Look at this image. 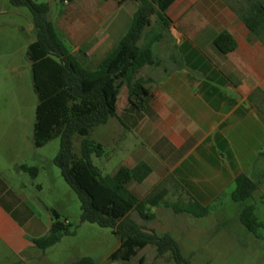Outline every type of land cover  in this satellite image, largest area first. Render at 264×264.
<instances>
[{"label": "crops", "instance_id": "crops-1", "mask_svg": "<svg viewBox=\"0 0 264 264\" xmlns=\"http://www.w3.org/2000/svg\"><path fill=\"white\" fill-rule=\"evenodd\" d=\"M228 2L176 0L168 8V28L152 46L157 65L143 67L137 75L146 81L147 97L138 108L117 97L116 117L102 125L107 128L99 144L115 146L123 155L119 168L144 163L151 169L141 184L129 185L138 199L162 186L166 199L193 200L206 207L208 215L212 211L221 226L229 229L232 222L239 231L244 228L240 212L253 207L261 228L252 241L264 244V45ZM137 8L135 0H68L53 18L49 9L48 16L60 41L83 68L93 71L127 33ZM29 32L33 34L31 17ZM221 33L234 41L232 52L215 48ZM21 101L8 98L7 104ZM11 114L6 118L22 123L20 111ZM19 128L8 126L6 136L22 134ZM27 141L24 149L32 152V138ZM21 152L13 139L0 144V154L8 158L0 163V264H71L84 258L106 264L120 242L111 230L94 225L79 224L74 234L46 250L36 247L34 242L49 235L58 213L38 198L34 189L39 185L19 169L32 168ZM240 176L251 181L255 191L234 219L225 221V204L232 201ZM132 214L137 216L131 213L130 218ZM103 241L108 251L103 256L91 253Z\"/></svg>", "mask_w": 264, "mask_h": 264}, {"label": "trees", "instance_id": "trees-1", "mask_svg": "<svg viewBox=\"0 0 264 264\" xmlns=\"http://www.w3.org/2000/svg\"><path fill=\"white\" fill-rule=\"evenodd\" d=\"M70 1V0H69ZM138 8L133 15L129 30L115 49L97 66L89 71L81 66L66 46L57 37L49 19V7L31 0H8L15 8H26L30 14L35 41L27 48L31 65L33 91L37 99L32 133L35 149L59 140V151L52 164L57 167L67 186L78 196L80 224L109 229L118 238L119 248L108 261L128 263L147 246L155 248L156 257L169 254L174 264H188L180 254L177 243L169 234L157 237L144 233V227L136 224L131 213L144 222H151L155 215L151 209L164 207L175 215H188L196 219L206 217L208 209L197 202L170 203L167 191L155 187L143 199H138L129 190L132 183L141 184L151 173L144 163L133 169L119 168L114 174L103 176L93 165L92 158L103 155V146L89 139L93 129L105 125L116 117L119 91L127 89L129 106L138 108L148 92L146 81L137 79L143 67L157 65L152 52L154 43L162 39L169 21L166 11L176 0H135ZM229 8L249 32L264 45V6L260 0H229ZM156 17L158 33L151 27V18ZM215 48L225 54L235 49V43L227 33L214 40ZM80 138L79 153L73 151V140ZM21 171L31 178L37 176L35 168L21 166ZM255 191L254 184L246 177L235 180L231 195L234 203H244ZM239 221L246 231L256 235L261 224L254 215L253 207H245ZM58 222L54 214L49 235L34 243L40 250L56 245L64 236L72 235ZM143 264V260H140ZM71 264H96L84 258Z\"/></svg>", "mask_w": 264, "mask_h": 264}, {"label": "rangeland", "instance_id": "rangeland-1", "mask_svg": "<svg viewBox=\"0 0 264 264\" xmlns=\"http://www.w3.org/2000/svg\"><path fill=\"white\" fill-rule=\"evenodd\" d=\"M31 1L35 4L48 5L51 18L63 8V4L68 2V0ZM29 22L30 14L26 8H15L9 4L8 0H0V144L13 139L15 145L19 146L22 152L18 155L26 159L28 164L37 170L36 180L32 181L33 178L28 175V181L35 186L39 185L34 189L38 193V198L48 207L55 209L58 213V222L63 224L69 232L74 233L80 224L79 199L64 182L59 169L52 164L59 151V140H53L39 149L32 147V152L24 149L28 138H32L37 104L27 63L26 45L34 38V30L33 34L29 32ZM151 29L156 31L150 33L149 37L155 36L160 29L154 16L151 18V27L146 30L145 34H149ZM8 98H21L22 101L19 105L8 106ZM126 98L127 89L123 87L119 91L118 100L121 103ZM19 111L22 114V123L13 118L12 121L6 118L7 113L17 115ZM11 125L16 128L19 126L22 134L19 135L18 132L16 136H6L8 132L6 128ZM106 128L100 126L93 129L89 139L102 143ZM79 144L80 138L75 137L73 140L75 154L79 153ZM103 150L102 157L92 158L93 165L100 170L103 176L112 175L120 167L123 155L115 152V146L103 147ZM36 153L43 159L35 156ZM6 156V154H0V163L8 160ZM167 201L176 203L170 197ZM225 205L228 211L226 217L223 218L225 221L233 220L242 206L241 203H234L231 200ZM150 212L155 215V220L152 222H143L135 214L131 215V219L152 230L157 237L169 234L177 243L181 257L188 264H264V244L252 241L253 235L242 227L239 231L235 228V223L231 222L229 229L228 226H221L220 219L212 211L200 219L188 215H175L171 210L162 206ZM104 230L109 232V229ZM261 232L264 235V230ZM109 248L106 241H103L99 248L90 251L103 256ZM140 258L143 259V264H174L169 254L157 258L153 246H147L139 251L137 256L127 264H141L139 263ZM106 264L125 263L108 261Z\"/></svg>", "mask_w": 264, "mask_h": 264}, {"label": "water", "instance_id": "water-1", "mask_svg": "<svg viewBox=\"0 0 264 264\" xmlns=\"http://www.w3.org/2000/svg\"><path fill=\"white\" fill-rule=\"evenodd\" d=\"M144 233L152 234L150 231L143 230Z\"/></svg>", "mask_w": 264, "mask_h": 264}, {"label": "built area", "instance_id": "built-area-1", "mask_svg": "<svg viewBox=\"0 0 264 264\" xmlns=\"http://www.w3.org/2000/svg\"><path fill=\"white\" fill-rule=\"evenodd\" d=\"M64 3H66V1H64Z\"/></svg>", "mask_w": 264, "mask_h": 264}]
</instances>
